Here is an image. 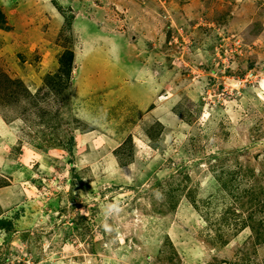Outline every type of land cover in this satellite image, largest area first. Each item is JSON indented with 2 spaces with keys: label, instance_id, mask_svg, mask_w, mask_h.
<instances>
[{
  "label": "rangeland",
  "instance_id": "1",
  "mask_svg": "<svg viewBox=\"0 0 264 264\" xmlns=\"http://www.w3.org/2000/svg\"><path fill=\"white\" fill-rule=\"evenodd\" d=\"M0 264H264V0H0Z\"/></svg>",
  "mask_w": 264,
  "mask_h": 264
}]
</instances>
